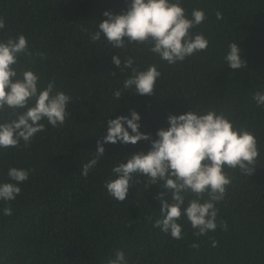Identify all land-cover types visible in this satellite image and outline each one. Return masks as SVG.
<instances>
[{
	"label": "trees",
	"instance_id": "trees-1",
	"mask_svg": "<svg viewBox=\"0 0 264 264\" xmlns=\"http://www.w3.org/2000/svg\"><path fill=\"white\" fill-rule=\"evenodd\" d=\"M128 3L0 0L6 24L0 40L23 34L31 51L46 56L36 57L34 64L21 57L18 68L37 73L41 86L54 80L55 90L72 98L62 126L42 120L46 130L30 145L21 141L17 148L0 149V183L13 182L7 175L11 167L30 169L15 200L0 201V264H107L116 250L124 252L127 264H264V106L257 107L252 98L264 91V0H181L189 15L192 9L204 11L206 19L193 32L202 33L209 43L207 51L174 65L145 45L113 49L103 36L95 43L90 40L98 23L107 19L104 11L121 14ZM232 42L238 44L245 68L233 70L226 64ZM113 56L122 61L133 57L139 70L155 64L161 75L152 97L124 89L120 100L114 98L132 73L119 71ZM192 109L223 112L237 127L246 126L258 141L259 157L249 177L239 169H225L232 182L216 207L218 222L226 221L227 230L218 226L196 237L184 217L178 221L182 239L176 240L153 227L162 206L155 197L164 192L170 201L167 189H145L147 178L134 177L138 182L117 203L104 187L107 179L115 178L112 167L135 153H147L151 141L104 143L103 157L87 177L81 169L95 157L109 119L130 118L135 110L141 117L140 132L156 139L159 129L169 127V114ZM9 114L0 113V122ZM5 207H11L12 216L3 214ZM193 243L199 248L190 247Z\"/></svg>",
	"mask_w": 264,
	"mask_h": 264
},
{
	"label": "clouds",
	"instance_id": "clouds-1",
	"mask_svg": "<svg viewBox=\"0 0 264 264\" xmlns=\"http://www.w3.org/2000/svg\"><path fill=\"white\" fill-rule=\"evenodd\" d=\"M103 16L107 19L98 23L97 31L90 33L93 43L103 36L113 49H126L131 44L145 45L149 52L169 65L183 62L208 48L207 38L193 32L206 19L204 11L192 9L189 15L181 0H130L123 13L104 11ZM216 17L222 19V13L217 11ZM5 27V20L0 17V30ZM21 57L29 58L33 64L36 57L46 58L44 53L30 50L23 34L0 40V113L9 114L10 110L9 118L0 122V149L17 148L21 141L28 146L37 133L46 130L42 120L58 128L70 115L66 107L72 98L55 90L54 80L41 86L37 73L30 68H18ZM224 59L233 70L246 67L236 42L229 44ZM112 60L119 71L131 69L132 73L123 81V89L114 92L115 99L120 100L124 89L152 97L161 75L155 64L139 70L133 66V57L126 56L122 61L119 56H113ZM252 98L257 107L264 106V91L254 92ZM140 119L135 110H131L130 118L109 119L106 135L102 141H97L95 157L82 166L81 174L87 177L103 157L104 143L134 145L141 140L151 141L147 153H135L127 157L126 163L118 162L112 167L115 178L104 182L109 198L117 203L124 201L129 188L138 182L134 177H146L145 189L157 185L171 193L170 201L164 198V192L155 197L162 206L153 227L176 240L182 239V226L178 221L184 217L195 230L196 237L215 232L218 226L227 230L226 221L218 222L219 209L216 207L224 200L232 182L225 169H239L248 177L254 173L259 157L254 133L246 126L237 127L223 112L212 109L169 114V127L159 129L156 139L140 132ZM29 174L30 169L9 168L7 175L14 183H0V201L15 200L21 191L19 185L29 179ZM3 214L10 217L13 210L5 207ZM211 243L216 247L218 242L212 240ZM190 247L198 249L199 244L193 243ZM107 264H127L124 252L116 250L115 258L109 259Z\"/></svg>",
	"mask_w": 264,
	"mask_h": 264
}]
</instances>
